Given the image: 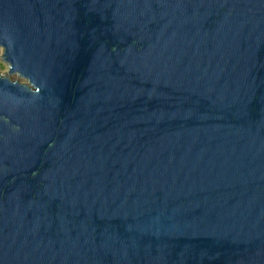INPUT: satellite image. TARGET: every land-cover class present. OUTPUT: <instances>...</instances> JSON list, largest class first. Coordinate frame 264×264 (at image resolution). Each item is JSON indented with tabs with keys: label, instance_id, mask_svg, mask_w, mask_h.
<instances>
[{
	"label": "water",
	"instance_id": "1",
	"mask_svg": "<svg viewBox=\"0 0 264 264\" xmlns=\"http://www.w3.org/2000/svg\"><path fill=\"white\" fill-rule=\"evenodd\" d=\"M0 47V264H264V0H0Z\"/></svg>",
	"mask_w": 264,
	"mask_h": 264
},
{
	"label": "rangeland",
	"instance_id": "2",
	"mask_svg": "<svg viewBox=\"0 0 264 264\" xmlns=\"http://www.w3.org/2000/svg\"><path fill=\"white\" fill-rule=\"evenodd\" d=\"M1 51H2V49H1V47H0V72H1L2 74H7V67H8V64H7L5 61H3V60L1 59V53H2ZM10 77H11L12 79H19L20 81H24L23 78H19V77H17L15 74H11Z\"/></svg>",
	"mask_w": 264,
	"mask_h": 264
}]
</instances>
